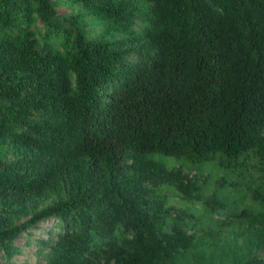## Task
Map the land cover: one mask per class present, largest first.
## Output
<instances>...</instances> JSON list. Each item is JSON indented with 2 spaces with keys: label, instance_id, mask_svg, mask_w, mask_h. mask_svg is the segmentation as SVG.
Instances as JSON below:
<instances>
[{
  "label": "trees",
  "instance_id": "1",
  "mask_svg": "<svg viewBox=\"0 0 264 264\" xmlns=\"http://www.w3.org/2000/svg\"><path fill=\"white\" fill-rule=\"evenodd\" d=\"M153 153L264 170V0H0V264H264V196L202 226Z\"/></svg>",
  "mask_w": 264,
  "mask_h": 264
},
{
  "label": "rangeland",
  "instance_id": "2",
  "mask_svg": "<svg viewBox=\"0 0 264 264\" xmlns=\"http://www.w3.org/2000/svg\"><path fill=\"white\" fill-rule=\"evenodd\" d=\"M57 11L60 15H69L72 12L66 4H60ZM147 157L162 163L169 169L181 167L200 180L198 200H182L178 192L170 186H162L157 193L167 196L168 206L193 215L202 226L213 227L217 221L233 218L236 223H231L230 226L241 228L250 215L262 212L264 170L260 169L254 158L240 162L236 166L224 168L215 161L194 164L184 157L176 158L159 153H153ZM52 224L50 221L43 225V230H34L35 235L29 238V243L25 237H20L16 241L15 244L21 248V253L16 256L17 262L26 260L31 263L36 262L35 242L40 232H46Z\"/></svg>",
  "mask_w": 264,
  "mask_h": 264
}]
</instances>
